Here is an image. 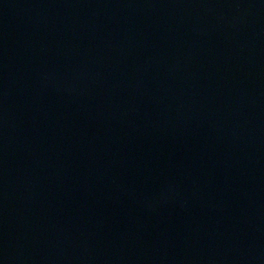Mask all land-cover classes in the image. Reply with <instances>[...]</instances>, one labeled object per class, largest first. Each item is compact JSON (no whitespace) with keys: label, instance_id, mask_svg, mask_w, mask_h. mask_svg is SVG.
<instances>
[{"label":"water","instance_id":"water-1","mask_svg":"<svg viewBox=\"0 0 264 264\" xmlns=\"http://www.w3.org/2000/svg\"><path fill=\"white\" fill-rule=\"evenodd\" d=\"M0 264H264V0H0Z\"/></svg>","mask_w":264,"mask_h":264}]
</instances>
